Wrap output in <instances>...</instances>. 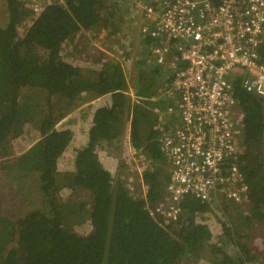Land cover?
<instances>
[{
	"label": "trees",
	"instance_id": "trees-1",
	"mask_svg": "<svg viewBox=\"0 0 264 264\" xmlns=\"http://www.w3.org/2000/svg\"><path fill=\"white\" fill-rule=\"evenodd\" d=\"M30 7L0 0V264H264L252 249L264 240V99L231 78L245 199L185 197L164 222L153 209L168 177L158 120L170 98H156L176 67L144 51L111 58L130 16L113 0ZM111 147L131 148L141 175L126 174L128 155L116 182ZM137 177L143 194L126 185ZM209 233L220 260L205 252Z\"/></svg>",
	"mask_w": 264,
	"mask_h": 264
},
{
	"label": "built area",
	"instance_id": "built-area-1",
	"mask_svg": "<svg viewBox=\"0 0 264 264\" xmlns=\"http://www.w3.org/2000/svg\"><path fill=\"white\" fill-rule=\"evenodd\" d=\"M27 1L36 14L52 0ZM113 3L130 12L124 24L144 41L147 62L176 67L156 98L170 104L159 113V126L168 129L161 138L168 177L154 212L176 222L185 197L203 203L217 192L242 202L247 186L235 162L242 114L230 81L242 77L243 88L264 99V0Z\"/></svg>",
	"mask_w": 264,
	"mask_h": 264
},
{
	"label": "rangeland",
	"instance_id": "rangeland-1",
	"mask_svg": "<svg viewBox=\"0 0 264 264\" xmlns=\"http://www.w3.org/2000/svg\"><path fill=\"white\" fill-rule=\"evenodd\" d=\"M122 29L126 32V36L123 37V39L121 40V38H117L116 40L112 41V50H106V52L110 53L111 55V58H114L113 55L115 56V58H117V56L115 55V53H119V50H121L123 53L122 54H132L134 56V54L136 53L135 51H137L139 53V55L141 54L139 51H140V44H141V39L140 37L137 35L135 29L136 28H133L132 30L133 31H129V28H127V26L124 24L122 26ZM104 34H101V36L103 37ZM118 39L121 40L120 42H118ZM109 45V44H108ZM94 46H97V43H94ZM139 50V51H138ZM130 91H131V87H130V84H128V87H127ZM127 89V91H128ZM129 92V91H128ZM130 93V92H129ZM74 118V117H73ZM120 147V146H119ZM112 150L109 151V154L107 155L106 159L109 158L111 161H114L115 159L117 158H122V160L120 161L119 165L121 164V162H127L128 160V155L130 156V158L132 159V162L134 161L136 166H139L140 165V160H138V156H135V154L131 151H129V154H127L126 156H124L128 150H125V152H123L122 149H119L118 148V151L117 149H115L114 147H111ZM124 154V155H123ZM134 154V156H133ZM117 161V160H115ZM118 163V162H117ZM110 164H112V162H110ZM109 164V165H110ZM105 165V164H104ZM106 167L108 168V170H110L113 174H114V179H116L115 181L117 182L120 178H123V175H122V168L121 166H117L116 167H111V166H108L106 165ZM128 168H131L130 166ZM140 168V166L138 167ZM137 168L135 167V169H130V170H127L126 171V174L131 177H134V175L136 173H139L137 172ZM139 176V174H138ZM138 178V177H137ZM140 184V177L137 179H134L132 182H129V183H126L127 187L129 188H136L138 186V184ZM145 188H143L140 184V194H143V192L141 190H144ZM135 190V189H134ZM4 208V207H3ZM6 208V206H5ZM241 209L244 211L245 210V206H241ZM247 212V211H245ZM206 225V224H205ZM208 228H210L209 225H207ZM210 230V229H209ZM264 232V230L262 231ZM212 234L209 233L208 235V242H207V245H206V249H205V252L206 253H210V257H216L217 260L221 259L222 257L216 253L214 251V249H212ZM263 248H264V240L262 241H259L258 243L256 244H252V249L254 250L255 254H257L258 256H264L262 251H263ZM188 264H191V262H189ZM204 264V263H202Z\"/></svg>",
	"mask_w": 264,
	"mask_h": 264
},
{
	"label": "crops",
	"instance_id": "crops-1",
	"mask_svg": "<svg viewBox=\"0 0 264 264\" xmlns=\"http://www.w3.org/2000/svg\"><path fill=\"white\" fill-rule=\"evenodd\" d=\"M143 45H144V44H143ZM143 45L140 44V47H141V48H140V51H139V52L141 53L142 51H144V54H145L146 46H145V45L143 46ZM135 52H136V51H135ZM128 91H129L130 93L132 92V90L130 91L129 89H128ZM127 154H129V152H127L125 155H127ZM139 154H140V153H139ZM139 154H138V155H139ZM139 158H140V157H138V160H139ZM106 160H107L109 163L112 162L111 167H113V166L115 167L116 165H117V166L119 165V163H120V161L122 160V158H121V159H120V158L115 159V160H117V161H115V160H114V161H111L109 158H107ZM117 162H118V163H117ZM131 166H132V169H135V167H136L137 170H138V172H139L140 175H141V170L138 168V166H136V164H135L134 161H133V164H132ZM111 173H112V172H111ZM112 174H113V173H112Z\"/></svg>",
	"mask_w": 264,
	"mask_h": 264
},
{
	"label": "clouds",
	"instance_id": "clouds-1",
	"mask_svg": "<svg viewBox=\"0 0 264 264\" xmlns=\"http://www.w3.org/2000/svg\"><path fill=\"white\" fill-rule=\"evenodd\" d=\"M124 25V23L122 24V26Z\"/></svg>",
	"mask_w": 264,
	"mask_h": 264
}]
</instances>
